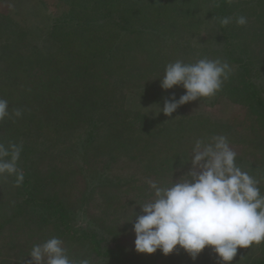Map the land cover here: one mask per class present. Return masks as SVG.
<instances>
[{
  "label": "trees",
  "instance_id": "obj_1",
  "mask_svg": "<svg viewBox=\"0 0 264 264\" xmlns=\"http://www.w3.org/2000/svg\"><path fill=\"white\" fill-rule=\"evenodd\" d=\"M70 1L84 3L89 15L81 17L69 12L52 20L47 34L48 38L54 39L51 41H55V46L49 59L39 53L27 54L26 51L12 49L10 55L15 58L9 59V64L13 66L14 73L8 75L5 72L4 78L0 79V99L8 101L9 110L25 112L21 116L25 122L18 126L14 121L19 117H13V120L8 119L9 116L0 121V130L5 129L4 134H0V143L6 147L10 144L25 145V153H32V143L26 136L24 143L19 131L25 130L26 135L30 129L43 125L42 118H46L63 130L77 124L87 126L79 147L86 154L93 148V152L100 155L112 140H99L101 120L95 113L107 111L114 117L116 144L127 154L134 151L129 155L145 150L140 157L123 156L134 163V172L140 173L145 180L112 174L100 177L108 188H113L111 193L117 197L115 199L126 194L127 190L135 189L138 191L134 198L136 202H147L152 197L149 180L168 184L172 181V173L173 180L179 179L191 167L190 162L184 161L191 155L195 140H207L216 135L228 138L237 153V166L260 182L261 194L264 195V0H137L135 4L128 3V0ZM241 15L247 18L243 26L235 23V18ZM207 17L211 18L214 36L221 48L202 50L187 40L190 31L194 33L192 30L195 29L198 32L203 24L206 25ZM223 17H232L233 22L222 26L220 19ZM7 21V16L0 13V32L7 28ZM160 41L172 57H187L189 49L198 53L197 59L211 57L226 61L232 72L214 95V100L222 96L241 106L250 115L249 125L235 131L234 122H216L201 114L180 113L175 117L176 112H173L169 117L160 112L147 116L118 108L117 103L120 102L116 101V91L123 90L126 85L137 84L139 88L143 85V90H137L138 95H151V99L157 102L160 99L162 90L160 84L155 83V71L161 66V60L168 59L162 53V47L156 48ZM18 68L20 72L15 73ZM22 71H25V76ZM7 83L9 87L25 86V90L5 97L7 89L4 85ZM214 100L209 103H214ZM114 104L117 105L112 110ZM39 108H43L46 114L36 116ZM241 132H246L245 138L236 140L244 136ZM107 167V163L102 166L103 169ZM251 169L254 173L250 172ZM20 171L24 173V180L17 186L19 197L8 193L0 198V213L4 216L0 228L12 223V229L26 233L30 241L37 235L33 232L34 227H39V232L53 227L57 235H69L87 244L88 253L96 263H99L97 259H107L112 264H162L157 256L152 260L146 254L138 255L135 238L125 246L116 240L118 235L128 230V224L111 225L105 231L101 220L91 214L97 230L73 229L66 202L56 193L51 195L42 189L38 192L41 184L35 180L38 173L34 165H27ZM72 172L55 169L42 177H49L52 183L64 186L63 191L66 192L67 188L73 187L69 184L70 179L74 184ZM92 179L97 181V185L101 183L96 178ZM133 209L139 212L140 206L136 204L131 208L132 213ZM30 216V224H25L24 228L23 219L28 221ZM53 236L56 237L50 229L49 238ZM260 245L264 246V242ZM252 264H264V253Z\"/></svg>",
  "mask_w": 264,
  "mask_h": 264
},
{
  "label": "rangeland",
  "instance_id": "obj_2",
  "mask_svg": "<svg viewBox=\"0 0 264 264\" xmlns=\"http://www.w3.org/2000/svg\"><path fill=\"white\" fill-rule=\"evenodd\" d=\"M136 1L137 0H128V3L135 4ZM83 4L84 3H79V1L75 3L70 0H0V13L8 18L7 28L3 32H0V79L4 78L5 72L8 75L14 73L13 66L9 64V59L15 58L10 55L12 49L26 51L27 54L39 53L40 56L49 59L55 46V41H51L54 39L48 38L47 34L52 20L58 15L69 12L81 17L87 16V13L89 15V9H86ZM206 21V25L203 24L202 28L198 29V32L195 29L192 30L194 33L190 31V33L187 34V40H189L191 44L194 43L202 50L206 48H221L218 38L214 36L211 18L207 17ZM6 43H8V46H5ZM161 47L162 53L168 59L161 60L159 62L161 66L155 71V78L157 80L155 83L158 84H160V79L158 77L164 75L165 66L169 62H174L177 59H181L185 62H194L198 58V53L195 50L191 51L187 49V57L182 55H179L180 57H172L170 56V51L166 49L165 44H163L162 41L157 42L156 48ZM24 63L22 65V70H24ZM19 72L20 69L18 68L15 73ZM22 75L25 76V71ZM257 82H259V79ZM4 87L7 89L4 94L5 97H10L11 94L13 96L15 92L25 90V86L21 88H16L15 85L9 87L8 83L5 84ZM142 87L143 85L139 88L137 84L126 85L123 90L116 91V101L120 102L117 103L118 108L121 107L123 110L138 111L147 116H155L160 110V105L161 107L163 106L165 98H169L174 94L175 98L178 99L185 93L180 89L183 88L182 86H174L172 89L164 90L160 85L159 88L162 90V94L157 102L151 99V95H138L136 92L137 90H143ZM215 97L216 96L198 98L197 100L185 103L176 109L175 117L180 113L192 116L201 114L208 118H212V121L216 122L232 121L234 122L233 127L235 131H240L241 128L244 129L249 125L250 115L245 112L241 106L230 103L222 96H219L220 98L218 100L215 99V101ZM211 100H214V103H209ZM117 104H114L112 110L116 108ZM13 111L14 109L9 110L10 115L8 119L12 118L14 120L13 117L15 116L12 114ZM21 112V116H23L25 112ZM45 114L46 112L43 108H39L36 112V116L39 117ZM95 114L99 115L101 120L99 123L101 132L99 140H112L105 146L100 155L94 153L93 148L86 154L79 147L80 144L78 143L81 139H84L87 126L77 124L72 128L63 130L58 128L57 125L54 124L55 122L50 123L46 121V118H42L43 125L30 129L26 135L25 130L19 131V133H22L20 138L25 143L26 136L28 141L30 140L32 143L34 151L32 153H25L24 145L17 162V167L20 168L19 170H24L27 165H34V168L37 170L36 173H38L36 175L37 179L35 180L41 184L38 188V192L42 189L44 192L47 191V193H51V195L56 193V195L66 202L69 221L73 229H96L97 226L91 220V214L94 218H97L99 221L101 220L105 231L111 225L124 226L123 224H128V230L116 237V240L125 246L131 243V238L134 240L135 235L132 231V224L129 222H122L125 219L131 218L133 215L131 208L136 206V200L134 198L138 194V191L129 189L126 194L115 199L116 196L111 193L113 188H108L100 177L104 174H112L126 179H131L133 176V178L139 181L145 180L140 173L134 172V163L128 159L133 156L140 157V153L145 150H140L134 155H129L134 153L133 150H130L127 154L125 149L121 148L118 143L116 144L117 136L115 133L117 129L113 123L114 117L107 111H100ZM21 116L18 120H15L16 122L14 121L18 126H23L25 122ZM56 122L59 123L58 121ZM166 123L170 124L169 122ZM4 132L5 129L0 130V134H4ZM241 133L243 135L246 134V132ZM244 138L245 135L238 137L236 140ZM242 158L245 159L246 156L243 154ZM147 159H145V161H147ZM105 163L108 164V167L103 169L102 166ZM55 169L73 171L72 176H74V184L72 183V179H70V182L68 181L73 187L67 188V193L63 191L64 186H60L59 183H52L49 177H42L48 173V171ZM250 172L254 173V170L251 169ZM92 178L100 180L101 183L97 185V181H93L95 179ZM0 186V198L6 197L8 193L15 196L19 194L13 176L0 178ZM82 196H84V199H82ZM3 219L4 216L0 213V222H2ZM23 220L22 226L25 228V224H30L31 216L28 221H25V219ZM12 225V223L5 224L0 228V264H8L9 262L13 264H27V261L30 260L28 255L32 246L34 244L43 243L45 240L42 239L44 238H46V240L49 239L50 229H52L56 237L63 240L64 247L68 250L70 259L75 261L88 259L90 264H112L111 261L107 259H97L99 263H96L93 256L88 253L87 244L81 242L79 239H73L69 235L59 236L55 233L53 227L44 228L43 232H39V227H34L33 232L37 235L29 241L26 233L22 234V231H14L11 227ZM98 231L101 232V228H99ZM101 234L105 237L107 236L105 232ZM109 241L111 242V238ZM103 244H106V242L103 241ZM263 253L264 246L260 244H253L249 248L238 247L237 254L230 264H252L254 260ZM137 254H146L149 259L152 260L153 257L155 258L157 256V259H160L162 264H219L217 255L207 246L195 260H192L182 249L168 255H164L159 249L152 254L139 252H137Z\"/></svg>",
  "mask_w": 264,
  "mask_h": 264
},
{
  "label": "clouds",
  "instance_id": "obj_3",
  "mask_svg": "<svg viewBox=\"0 0 264 264\" xmlns=\"http://www.w3.org/2000/svg\"><path fill=\"white\" fill-rule=\"evenodd\" d=\"M232 22V17L220 19L222 26ZM235 23L243 26L247 18L238 16ZM231 72L230 65L220 59L169 62L164 75L158 77L161 88L182 86L186 91L178 99L174 94L165 98L162 107L156 103L160 105L156 114L163 112L171 117L185 103L214 96ZM8 109V101L0 99V121L10 115ZM12 114L20 117L22 112L15 109ZM21 151L16 144L6 147L0 143V178L15 176L17 186L24 180V173L17 167ZM236 156L224 135L198 138L184 161L191 164L186 173L177 180L172 173L168 184L148 181L152 197L144 203L135 201L139 212L133 209L131 218L122 222L132 224L135 250L152 254L159 249L168 255L182 249L195 260L207 246L217 255L219 264H230L238 247L264 242L260 182L237 166ZM28 256L27 264H90L88 259H70L63 240L55 236L34 244Z\"/></svg>",
  "mask_w": 264,
  "mask_h": 264
}]
</instances>
